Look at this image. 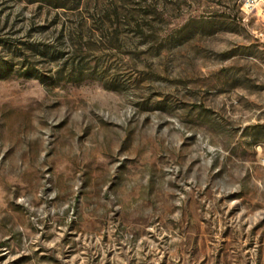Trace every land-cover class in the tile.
Wrapping results in <instances>:
<instances>
[{"label":"rangeland","instance_id":"rangeland-1","mask_svg":"<svg viewBox=\"0 0 264 264\" xmlns=\"http://www.w3.org/2000/svg\"><path fill=\"white\" fill-rule=\"evenodd\" d=\"M264 0H0V264H264Z\"/></svg>","mask_w":264,"mask_h":264},{"label":"built area","instance_id":"built-area-1","mask_svg":"<svg viewBox=\"0 0 264 264\" xmlns=\"http://www.w3.org/2000/svg\"><path fill=\"white\" fill-rule=\"evenodd\" d=\"M259 37H261L262 40L264 41V33H260V34H259Z\"/></svg>","mask_w":264,"mask_h":264}]
</instances>
